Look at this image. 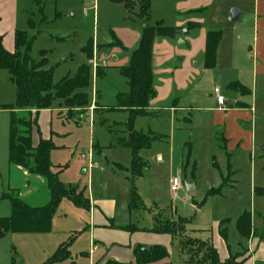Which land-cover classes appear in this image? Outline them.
Instances as JSON below:
<instances>
[{"label":"rangeland","instance_id":"rangeland-1","mask_svg":"<svg viewBox=\"0 0 264 264\" xmlns=\"http://www.w3.org/2000/svg\"><path fill=\"white\" fill-rule=\"evenodd\" d=\"M1 2L0 23L5 49L13 47L14 29L26 31L31 40L32 58H38L39 50L47 51L46 67L53 68L54 84L65 76L72 77L80 65L88 64L83 47L90 39L95 46L99 45V49L106 48L107 51L106 45L116 41L113 33L115 27H124L132 22L131 19L137 24L145 21L136 16L139 12L137 1L131 11L122 4L108 0H16L15 5L11 1ZM232 8L242 11V16L236 21L227 19ZM202 15L208 29L222 33L216 52L217 71H206L199 77L192 75L197 78L193 81V87L196 88L193 92L200 97L196 102L191 98L192 102L185 105L201 108L199 111H181L174 120L168 113H161L156 122L148 117L134 120V130L145 133L154 124L157 131L168 136L139 151L140 158L146 160L148 166L141 176H135L134 179L139 197L136 207L130 209L127 206L130 184L126 177H131L130 171L115 166V163H119L129 169L131 152L129 149L113 147L115 136H120L124 127L111 124L112 120L124 123L128 119L127 114L111 109L102 111L103 108L90 103L87 114L73 112L69 115L66 110H54L60 107L56 101L51 107L53 111L48 109V115L39 118V129L35 131V136H40L42 129H45L47 136L49 130L53 132L51 140L56 148L50 152V162L53 171L59 172V181L67 187L85 188L87 194L88 154L91 152L95 168L90 169V174L98 172L97 177L94 175L90 179L91 193L94 197L105 196L107 200L116 202L114 221L107 222V229L114 235V241L123 234L128 237L134 233L137 237L141 231L148 230L155 219L159 220L157 223L171 222L177 220L179 215L189 219L184 229L187 237L210 242L207 234L212 222L228 218L222 223V227L227 228V243L240 250L239 245L241 243L243 246L244 240L236 230V219L243 210L254 214L264 213V63L259 55L256 57L255 53L250 52L254 21L257 18L254 0H212ZM174 18V15L166 18V23L170 26ZM146 21L147 24H153L150 20ZM185 29H178V33L183 34ZM177 36L159 39L167 40L176 49L185 48L184 43H178L184 40ZM190 65L195 70L202 68L200 61L196 66ZM121 76L115 71L108 73L105 69L97 75L99 90L107 93L106 96H98L101 105L116 103V99L111 96L117 92ZM95 79L96 75L94 82ZM92 80L91 74L89 101L95 103ZM235 81L250 90L247 97L240 96H245L242 99L253 107L252 149L242 144L239 147L233 145L227 150L222 148V144L217 142L220 137L217 128L208 123L212 119L211 115L206 114L212 112L206 109L215 106L217 93L226 98V106L227 102L234 104L236 99H241L237 91L226 87ZM14 91L7 71L0 70V217L9 215V202L2 196L12 190H18L22 200L32 206L46 204L50 196L40 176L28 174L8 163L9 118L8 110L3 109V106L14 103ZM184 117L191 119L190 122ZM244 130L250 133V125L246 127L244 124ZM173 178L179 181L176 191L170 190ZM184 184L194 185V193L188 194ZM217 187H221L222 194L204 199L211 188ZM253 187L257 188L255 193ZM86 213V208L77 207L68 198H63L49 232L7 233L0 239V264H43L48 262L61 243L70 240V256L53 264H87L88 258L84 254L89 252V238L84 224ZM261 220L262 217L257 228L260 232L264 230ZM181 240L182 237L178 236L170 242L166 240L169 257L154 264H193L189 255L187 258L189 248L183 247ZM198 241H192L194 249L190 252L196 262L202 256ZM125 245L130 250L136 246ZM114 247L121 248L112 243L107 247L102 244V256Z\"/></svg>","mask_w":264,"mask_h":264},{"label":"trees","instance_id":"trees-1","mask_svg":"<svg viewBox=\"0 0 264 264\" xmlns=\"http://www.w3.org/2000/svg\"><path fill=\"white\" fill-rule=\"evenodd\" d=\"M111 3L122 4L123 7L131 11L136 3L139 5L137 17L148 20L150 16V0H108ZM197 26L191 24L190 27ZM189 30V27H186ZM178 29L166 26L162 21H155L153 24H145L141 30L138 46L129 55L127 65L119 68L120 74L126 78L128 84L127 92L116 94V103L111 110L128 111L126 122L114 125L124 127L125 136H116L114 146L128 148L131 152V162L129 170L130 178V202L129 207L138 205V195L134 185L135 176H141L143 170L148 166L147 162L138 155L142 148H148L152 142L160 138L151 132L144 133L134 130V120L137 116L144 115L149 101L154 95L152 77V50L156 38H175ZM222 38L221 31L210 30L206 33L205 49L203 53V65L206 69L214 68L216 64L217 46ZM113 45L119 46L117 40ZM31 40L24 30L15 29L13 35V49L7 50L3 45V36L0 33V70H5L9 74V79L14 85L13 104L3 106L8 110V163L11 166L19 167L28 174L40 176L49 189V200L42 206H32L22 200L19 191L3 194L2 198L9 202V215L0 217V239L7 233H47L51 230L52 219L56 209L63 198H68L77 207H87V199L83 196V191L73 186H66L58 179V173L53 171L50 162V152L55 149L51 138L39 136L34 143L33 132L38 131L39 112L51 109L54 102L58 101L60 109H65L66 113L72 115L73 112H85L89 106L88 87L90 85L91 69L89 64H82L72 76H65L58 83H53V68L46 67L47 51L39 50L38 58L30 55ZM83 51L87 59H91L93 51V40L90 39ZM100 71L96 72L98 75ZM229 89L237 90L245 95L249 89L238 81L231 82L227 86ZM62 111V110H61ZM118 167H122L118 164ZM221 187L211 188L206 197L220 193ZM204 198V199H205ZM187 219L177 217L171 222L157 223L154 231L166 233L172 237H182L181 245L188 247V255L195 264H242L238 257L241 254L230 255L225 261H220L216 249L209 241L192 240L184 233ZM227 219L222 220L226 222ZM236 228L242 237H248L252 229L251 217L248 211H244L236 221ZM222 237H226V231L220 229ZM186 237V238H185ZM192 241H198L202 256L195 260L192 252ZM63 242L54 251L48 262L43 264H53L69 257V245ZM191 248V249H190ZM134 264H154L169 257V252L162 245L143 246L134 248ZM12 264H20L13 262ZM106 264H125L117 261H109Z\"/></svg>","mask_w":264,"mask_h":264},{"label":"crops","instance_id":"crops-1","mask_svg":"<svg viewBox=\"0 0 264 264\" xmlns=\"http://www.w3.org/2000/svg\"><path fill=\"white\" fill-rule=\"evenodd\" d=\"M6 1L7 2L11 1L13 5L16 4V0H6ZM211 1L212 0H150V16L148 19L150 20V22L162 21L164 25L169 26V24L166 23L167 22L166 18L174 15L175 17L174 21L173 23H171L170 26L176 27L177 29L180 30H182L184 27H189V30H186L187 31L186 33L183 32V34L177 33L178 35L177 38L178 39L181 38L184 40L182 41V43H184L185 48L176 49L174 45L168 43V41L165 39L156 38L154 40L153 54H152V77H153L154 95L149 101L145 114L137 116L135 120L138 117H140L141 119L148 117L152 120V122L154 121L156 122L158 121V116H160L161 113H168L169 116L172 117L174 120L177 114H179L181 111L182 112L189 110L192 111L193 109L199 111V109H201L198 107L195 108L190 107V105L186 106L185 104L192 102L191 98L195 100L194 102H196L197 99L200 97V95L193 92L196 89L195 87H193L194 86L193 81L195 80L196 77H193L192 75L199 77L205 74L206 71H214V73H216L217 71L216 68L217 53H216V64L214 68L206 69L203 65V53L205 49L206 33L212 29H208L204 25L205 23H204L202 11L208 6V4ZM254 12L257 18H255L254 21L253 36L251 37L253 45L252 48L250 49V52L255 53L256 57H258L257 55H259L261 57L262 62L264 63V0H254ZM241 16H242V11L240 10L239 18ZM230 18H231L230 14H228L227 19ZM130 21L132 22H130L129 24H125L124 27H119L118 29L117 27H115L116 29H114L113 31L117 42H119L120 44L119 46L110 43L106 45L108 49L106 51V48L99 49L98 44H96L95 46L93 41L92 57L91 59L88 60V64L90 65L91 74L93 78L92 86H93V94L95 95V103L92 101L90 103L93 104L92 106H95L97 104L99 107L103 108L102 111L109 110V108L113 107L115 104L111 106H104L98 102L97 99L98 96H102V95L106 96L107 93H105V91L99 90L97 84L98 78L96 72L98 70L102 72V69H105L108 73H110V71H115L116 73H120L119 68L127 65L130 52L138 46L141 36V30L145 25V23L147 22L145 20L144 22L141 21V23L137 24L135 23L134 19H131ZM191 24H197V26L190 27ZM14 31L15 29L13 30V35H14ZM1 32L2 31H1V23H0V33ZM198 61L202 63L201 65L202 68L195 70L194 68L191 67L190 64L196 66ZM93 63L96 64L95 69L92 67ZM95 75H96V79L94 82ZM128 89L129 87L127 81H125V78L121 76V79L119 80L118 89L116 90L117 92H115V94L111 97L115 99L117 93L127 92ZM107 90L110 89L107 88ZM188 92L190 93L189 95H187ZM248 94H245V96L247 97ZM238 95L239 97H241V99L240 100L236 99L235 100L236 103L234 104L227 102V106H226L227 108L225 110H221L219 108L217 101L215 102L216 104L214 107H207L206 109L207 112H212V114H206L208 116L211 115L210 119H212L210 122L208 121L207 122L212 127L217 128V131L219 132V136H220L219 138H217L218 140L217 142L221 143L222 148H225L226 150L228 148H232L233 145H238L239 147V145L241 144L246 148L249 146V148L252 149L254 144L253 136L251 133L253 130V118H254L253 107L246 104V102L242 99L245 96H240V95L243 94L239 93ZM187 99H189V101H187ZM225 103H226V98H225ZM54 110L61 111L65 109L55 108ZM88 110L89 108L85 111L84 115L87 114ZM51 111L53 110L51 109ZM113 111H118L120 113L127 114L128 117V111L126 110H113ZM48 112H50V110L48 109L41 110L39 112V118L41 116L44 117L47 116ZM91 112L93 111H90V113ZM184 119L188 120L189 122L191 120L188 119L187 117H184ZM114 123L122 124L121 121L118 122L113 119L111 124ZM244 124L246 125V127L247 125H250V133L249 131L244 130ZM147 130L148 131H146L145 133L151 132L153 134H157L158 136H160V138L157 140H160L163 137L164 139L168 138V136L161 134L160 131H157L154 128V124L152 125V128H148ZM42 131L43 132L40 135L42 138H49V137L51 138L53 136L52 135L53 132L51 130H49V136L46 135L45 129L44 130L42 129ZM123 131L120 136L126 135ZM32 135H33L32 136L33 142L35 143L38 140L39 136L37 135L36 138L34 132ZM113 147L115 146L113 145ZM107 162H109V160ZM118 164L115 163V166L118 169L120 170L125 169V171L129 170L128 168L123 166L121 168L118 167ZM93 168H95L94 165L91 168L88 167L87 194H85V188L79 189L83 191V196L84 198L87 199V204H88V206L85 207L87 210V213L85 214V218L87 219L84 222V224H86L85 229L88 233V238H89V252L84 253L88 258L87 264H106L109 261H117L125 264H134L133 262L134 256L132 260V254L136 246L162 245L166 247L165 244L166 240L170 242L173 238H175L169 234L154 231V228L157 222H159V220L155 219L154 221L153 219L154 223L148 226L149 229L146 231H141L142 233L137 234L138 235L137 237L134 235V233L129 235L128 237L125 234H123L124 236L115 239L114 241V235H111L110 230L107 229L108 228L107 222L114 221L115 214L113 210L116 209V202L112 199L107 200L105 196L104 198V197H94L92 195L90 190V179L93 178L94 175L95 177H97L96 173H98L95 172L94 174V172H91L90 174V171ZM131 177L129 176L126 177L129 181V184ZM256 191L257 188L253 187V193H255ZM128 193L130 195V187ZM193 193L194 192L188 194H193ZM220 194H222L221 191L220 193L215 195H220ZM128 200L129 201L127 206L128 208H130L129 207L130 199ZM195 204H197V206L200 205L199 203H195ZM244 211L247 210H243L240 213V215ZM262 212L263 211L257 214H254V212L253 213L249 212L251 217L252 229L250 235L246 238L242 237L238 233L244 240L243 241L244 245L242 246L241 243L239 245L240 250H237V248L235 249L232 248L227 243V228L222 227V224L220 225V222H222V220L225 219L228 220V218H224L222 220H216L212 222V227L210 229L209 234H207V239H210V243L216 249L220 261H225L226 259H228L230 255L241 254L238 257V259L242 260V264H264V230L260 232L257 229L258 225H260L259 219L261 217H262L261 222L264 224V213ZM154 216L155 214H153L152 218H154ZM178 217H182V216L178 215ZM186 219L187 221L185 225L189 222V219L188 218ZM165 220H173V218L171 219L165 218ZM224 228L226 231L225 238L222 237L220 233V229H224ZM129 229L131 230V228ZM135 229L136 227L134 228V230ZM201 231H205V230L203 229ZM111 243L116 244L121 248L114 247L111 248L110 250L108 249L109 251L107 255L103 254L102 256L101 254L102 252L100 250L101 245L103 244V246L107 247ZM125 244H128V246H133V245L136 246L134 248L132 247L131 250L133 251H131L130 249L126 248L127 245Z\"/></svg>","mask_w":264,"mask_h":264},{"label":"built area","instance_id":"built-area-1","mask_svg":"<svg viewBox=\"0 0 264 264\" xmlns=\"http://www.w3.org/2000/svg\"><path fill=\"white\" fill-rule=\"evenodd\" d=\"M92 67L95 69L96 68V64H92ZM215 91L217 92V89H215ZM216 101H217V104L219 106V108L221 110H225L227 107H226V103H225V98L224 96H222L221 94L217 93L216 94ZM90 108V107H89ZM92 108V107H91ZM88 160H89V164H88V167L91 168L93 166V161H92V155H91V152L88 154ZM178 186H179V181L178 179L176 178H173L172 179V182H171V185H170V190L171 191H176L178 189Z\"/></svg>","mask_w":264,"mask_h":264},{"label":"water","instance_id":"water-1","mask_svg":"<svg viewBox=\"0 0 264 264\" xmlns=\"http://www.w3.org/2000/svg\"><path fill=\"white\" fill-rule=\"evenodd\" d=\"M239 16H240V11L237 8H232L231 11H230V17H231V19L233 21H236L239 18ZM183 32L186 33L187 32L186 29L183 30ZM180 42L182 43L181 40H179V43ZM107 161H108V159H107ZM184 187L186 189V192H188V193L194 192V185L184 184Z\"/></svg>","mask_w":264,"mask_h":264}]
</instances>
